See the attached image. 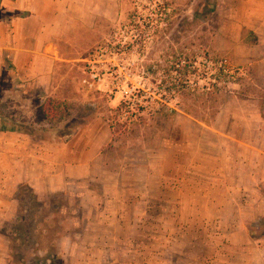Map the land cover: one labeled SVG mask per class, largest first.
<instances>
[{"label": "rangeland", "instance_id": "rangeland-1", "mask_svg": "<svg viewBox=\"0 0 264 264\" xmlns=\"http://www.w3.org/2000/svg\"><path fill=\"white\" fill-rule=\"evenodd\" d=\"M36 5L0 0V44L36 34L29 28ZM67 6L65 28L54 30L59 57L49 76H22L4 57L8 50L0 53V125L52 143L63 140L66 126L76 135L90 125L87 142L100 145L105 165L89 181L93 193L149 196L148 204L126 198L120 208L161 212L139 221L152 230L131 227L128 218L117 234L139 240L140 261L151 254L154 264H222L229 224L245 222L252 238L264 240V0H67ZM136 94L162 103L138 97V105L118 108ZM47 97L63 103L61 117L46 116ZM7 131H0V264H72L82 250L68 258L62 241L68 234L81 240L82 210L68 192L38 199L27 185L6 188ZM238 185L247 188V200H237ZM18 214L23 228L13 242ZM114 253L121 264L134 262L125 248ZM52 254L59 261L51 263Z\"/></svg>", "mask_w": 264, "mask_h": 264}, {"label": "crops", "instance_id": "crops-1", "mask_svg": "<svg viewBox=\"0 0 264 264\" xmlns=\"http://www.w3.org/2000/svg\"><path fill=\"white\" fill-rule=\"evenodd\" d=\"M29 1L33 6L37 4V9L32 10L34 16L31 15L34 19L33 26H29V28L36 29V34L28 39L20 40L16 44L13 43V45L0 44V53L8 50V53L4 52V57L10 59V63L20 75L47 77L59 57L57 46L60 44V38L54 36V30L65 28L69 8L67 0ZM1 23L11 22L3 20ZM14 23H18V21H14ZM64 41L68 42V40ZM84 129L85 131L89 129L88 133L83 130L68 140L53 143L42 140L31 142L25 131L2 132L1 135L6 137L2 143L4 183L7 189L10 187L9 191L17 185L26 184L39 198L46 194L68 192L69 199L77 201L76 208L82 210L81 218L83 219L82 228L78 232L82 234L80 235L81 240H79V236L72 237L68 234L62 241L68 258L76 254L78 250H82V255L79 257L78 255L75 258L71 257L74 259L72 264H121L122 260L114 253L117 248H125L127 254L134 257V262L128 258L125 264H137V261H140L137 253L141 245L139 240L122 241L117 234L124 230V227H129L125 226V219L132 220V224L127 223L131 227L152 230L151 226H144L139 221L144 216H159L161 212L158 210L155 213L153 207L142 211L120 208L124 202H127L126 198L130 201L132 199L136 203L147 202L146 204H148L153 200L149 196L129 198L120 192L102 195L93 193L89 181L92 180V177L96 178V172L105 165L103 162H99L100 145L93 146L91 145L92 141L87 142L88 136H92L91 126L87 125ZM246 189L245 186L238 185L236 187L235 190L238 192L234 195L238 196L237 200H247ZM227 194L229 198H233L229 191ZM257 199L259 200L256 197L254 201L258 202ZM251 209L254 211V205ZM237 211L240 212L241 209ZM0 212L3 214V210ZM164 213L166 214L167 210ZM259 213L263 215L264 212ZM13 214L10 212L5 215L9 217ZM224 233L229 252L222 264H264V240L252 238L247 223L229 224L224 229ZM94 252L97 253V258ZM253 253L255 255H252ZM148 255L150 257H142L138 264H154L152 260L154 257L151 254Z\"/></svg>", "mask_w": 264, "mask_h": 264}, {"label": "trees", "instance_id": "trees-1", "mask_svg": "<svg viewBox=\"0 0 264 264\" xmlns=\"http://www.w3.org/2000/svg\"><path fill=\"white\" fill-rule=\"evenodd\" d=\"M154 5V6H153ZM151 6H153L152 8H150V10H151V13H156V9H157V5H155V4H153V3H150V7ZM184 84H188V83H186V81L184 82ZM181 85V84H180ZM179 86H175V91L174 92H179L180 91V89L181 88H178ZM181 87V86H180ZM140 98V97H142V96H139V95H137L136 94V96L135 95H130L129 96V100H124V101H121L120 102V105L118 106V108H122L123 106H127V107H129V105H138V103L139 102H136V100H137V98ZM164 96L162 95V98H163ZM140 100V102L141 101H143V102H145V103H151V101H153V102H160V101H158V100H156V99H151V98H146V97H142L141 99H139ZM160 103H162V102H160ZM62 106H63V103H61L60 101H58L57 99H55V98H51V97H47L46 99H45V101H44V103H43V105H42V107H43V111H44V113L46 114V116L49 118L50 117V119L51 118H55V117H57L58 115H59V117H61V114H60V109L62 108ZM132 114V113H131ZM66 128L68 129L67 130V132H65L63 135H65V136H63L64 138H63V140H68V139H70V138H72L73 137V135H74V132H75V129L74 128H71L70 127V125L69 126H66ZM7 130H10V131H14V129H11V128H7V127H5V126H3V125H0V131H7ZM20 131V130H19ZM24 185H26V184H24ZM33 191V190H32ZM34 192V191H33ZM35 194V193H34ZM35 196L38 198V199H41V198H39L36 194H35ZM19 215V214H18ZM18 218H17V220H15L14 221V226L10 229V231L12 232V235L14 234V236H12V240H13V242H15L16 240H18V237L20 238V236H19V233H20V231L22 230V226H23V220H24V218L22 217V216H17ZM52 257H53V259L51 260V263L52 262H55V261H59V259H60V256H59V254H58V256H57V254H52ZM57 257V258H56ZM60 263V262H59Z\"/></svg>", "mask_w": 264, "mask_h": 264}]
</instances>
